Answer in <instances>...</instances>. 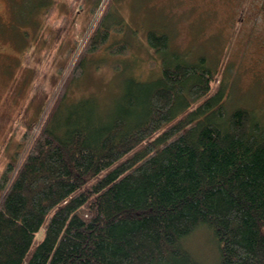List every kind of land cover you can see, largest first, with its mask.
I'll return each mask as SVG.
<instances>
[{
	"label": "trees",
	"instance_id": "trees-1",
	"mask_svg": "<svg viewBox=\"0 0 264 264\" xmlns=\"http://www.w3.org/2000/svg\"><path fill=\"white\" fill-rule=\"evenodd\" d=\"M107 6L0 173V264H207L186 245L201 227L217 264H264V120L229 108L222 68L150 30L156 77L127 74L114 101L69 100L110 37Z\"/></svg>",
	"mask_w": 264,
	"mask_h": 264
},
{
	"label": "rangeland",
	"instance_id": "rangeland-1",
	"mask_svg": "<svg viewBox=\"0 0 264 264\" xmlns=\"http://www.w3.org/2000/svg\"><path fill=\"white\" fill-rule=\"evenodd\" d=\"M110 1L0 0V173L28 123L47 112ZM107 17L110 37L87 53L85 75L72 84L70 101L93 95L113 100L129 73L156 77L163 55L147 34L159 30L185 57L203 55L222 68L229 108L248 106L264 120V0H113ZM186 245L203 262L217 264L218 244L206 227Z\"/></svg>",
	"mask_w": 264,
	"mask_h": 264
}]
</instances>
